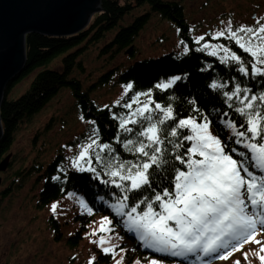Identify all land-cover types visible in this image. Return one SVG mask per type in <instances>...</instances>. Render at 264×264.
Masks as SVG:
<instances>
[{"label": "snow or ice", "instance_id": "obj_1", "mask_svg": "<svg viewBox=\"0 0 264 264\" xmlns=\"http://www.w3.org/2000/svg\"><path fill=\"white\" fill-rule=\"evenodd\" d=\"M178 46L185 56L195 51L216 58L230 70L227 79L212 77L202 92L179 105L168 101L179 99L175 91L191 82L188 73L154 85L161 92L173 90L165 102L153 97L152 88L135 91L131 81L122 86V96L100 109H109L115 135L102 139L103 126L82 113L79 119L90 125L83 140L63 145L69 151L75 147L66 157L70 168L103 185L104 195L89 201L78 191H61L82 214L93 215L97 203L107 208L109 215L92 221L98 226L85 235H98L90 242L114 259L126 253L110 243L112 235L123 239L115 232L119 225L140 247L159 254L146 264H213L245 244L256 248L242 251L243 259L232 264H252L250 256L264 264V236L257 238L264 233V17L237 26L229 18ZM210 69L215 70L207 63L201 71ZM115 107L124 111H112ZM57 173L53 181L70 179L67 168L58 167ZM61 207L54 201L49 211L56 217L63 214ZM95 260L91 256L88 264ZM123 261L121 255L115 264Z\"/></svg>", "mask_w": 264, "mask_h": 264}, {"label": "trees", "instance_id": "obj_2", "mask_svg": "<svg viewBox=\"0 0 264 264\" xmlns=\"http://www.w3.org/2000/svg\"><path fill=\"white\" fill-rule=\"evenodd\" d=\"M138 9L142 10L140 15L134 17L129 24L122 25L114 32V29L124 21L127 16H132ZM160 16L162 20L175 22L180 27V35L186 42L193 41L194 30L189 27L185 7L181 0H101V12L95 14L88 27L82 31L70 36H47L41 34H28L26 36V62L22 74L14 81L5 91L3 102L0 106V119L3 126V135L0 139V162L4 159L16 138V135L24 127L31 124L35 118L46 108L62 91H69L73 96V108L78 117L83 113L88 118L97 119L98 124L102 125L101 138L110 139L115 135L116 128L114 122L110 120L108 115L109 109H101L103 104L98 103L93 97V93L100 88L122 87L128 82H133L134 90L144 92L149 88L153 90V97L161 102L168 101L169 96L173 94V90L167 93L161 92L154 88V85L166 79L171 75L188 73L191 82H185V86L175 91V96L179 99H173L175 105L183 103L184 98L191 94H196L203 91V86L210 82L212 77L227 79L230 70L224 65H220L216 58L208 57L204 53L191 52L187 56L183 53L168 52L156 57H145L134 60L137 54L135 40L140 36L146 25L153 17ZM191 29V31H189ZM208 39V37H206ZM220 42L226 43L221 40ZM133 46L131 52L126 53L127 64L121 61L119 64L107 68L100 74L95 75L92 70L87 69V53L89 50L97 49V54L107 66L114 63V60L122 51H127ZM190 47L195 48V44H190ZM233 50H237L233 46ZM238 54H241L238 51ZM247 57V54H243ZM250 59V57H248ZM59 59L61 65L59 68L51 67V63ZM207 63H212L214 71H201L206 67ZM37 72L31 82V85L21 96L15 99H9L8 94L11 90L33 72ZM130 92L128 95H132ZM125 100L127 97L124 98ZM145 99L144 97L140 98ZM113 101L107 105L112 106ZM123 103V101H122ZM187 105L184 108L187 109ZM219 107V105H217ZM115 112L124 111L120 107L111 109ZM51 116L47 120L42 129H38V134H44L49 131L55 124H64L65 118ZM90 128V125L85 123L83 128L78 131L76 136H71L65 144H73L83 140L85 133ZM62 144H58L56 153L51 160L41 162L37 159L30 161V166H25L14 173V179H19V183H14L11 180L9 186L3 185L0 187V197L5 198L15 190L23 187L27 178L32 175L39 174L38 179L42 180V185L37 194L36 207L39 210L50 207L52 202L66 200L65 192L78 191L85 195V198L92 201L97 195H104V186L92 181L87 173H78L72 169H68L70 179L64 182H57L51 179L57 175V168L61 167L65 161V151ZM44 150L43 148L40 151ZM50 150H46L49 152ZM123 152V149H121ZM125 158L130 159L128 153H123ZM14 160V157L10 159ZM11 165L7 167L9 170ZM65 168V167H61ZM70 168V167H68ZM14 183V184H13ZM108 199V197H105ZM77 207L78 204L75 203ZM98 210L94 211L91 219H95L97 215H109V211L105 206L97 203ZM61 207L58 211L63 214L54 217L48 211V223L51 230L55 234V238L61 237L62 227L64 225L62 218L65 213ZM75 220H82L80 226L76 228L74 233L66 236L65 240L69 245L80 246V239L84 238L83 229L87 225L85 221L89 218L82 214L79 210L73 209L69 212ZM111 218V217H110ZM90 219V218H89ZM115 224V221H114ZM119 226V225H116ZM122 232H126L121 228ZM62 232V238L64 236ZM264 233H258L261 235ZM257 235V236H258ZM65 237V236H64ZM130 237L134 238L130 233ZM136 248V254L143 255L140 252V247L137 243L133 244ZM96 260L94 264H111V258L98 250L95 253ZM88 254H91L88 250ZM238 258V257H237ZM239 258L243 259L240 255ZM194 258H190L192 260ZM252 264H259L258 259L250 257ZM190 262H185L189 264Z\"/></svg>", "mask_w": 264, "mask_h": 264}, {"label": "rangeland", "instance_id": "obj_3", "mask_svg": "<svg viewBox=\"0 0 264 264\" xmlns=\"http://www.w3.org/2000/svg\"><path fill=\"white\" fill-rule=\"evenodd\" d=\"M184 4L188 25L194 30L193 40L195 36L210 33L214 31L221 21H227L231 18L233 25L240 24L251 25L254 23V18L264 17V0H181ZM142 13L141 9L134 12L132 16H127L124 21L114 29L118 30L122 25L129 24L134 17ZM179 29V32L177 31ZM180 27L170 19L162 20L160 16L153 17L146 25L140 36L136 38L135 45L137 54L134 60L145 57H156L168 52L182 53L178 46V41L181 40ZM220 42V41H219ZM97 49L89 50L86 56L87 69L92 70L95 75L100 74L107 68H111L121 61L127 64L125 51H122L114 60V63L107 66L100 56L97 54ZM61 62L59 59L51 63V67L59 68ZM37 72H33L27 77H24L9 93V99H15L21 96L31 85V82ZM123 94V87L100 88L93 93V97L98 103L107 105L109 102H114ZM73 96L69 91H62L44 110L35 118V120L18 132L14 143L5 159L14 157L12 167L0 173V177L4 188L9 186L11 180L14 183H19L20 180L14 179V173L19 169L28 168L30 161L37 159L41 162L51 160L54 153L57 152V145L62 144L65 153V161L61 167H70L69 160L66 157H71L75 151H69L63 145L70 139L71 136H76L78 131L85 126L79 117L74 114ZM51 116L65 118L64 124L57 123L53 128L44 134H38L37 130L42 129L44 123ZM43 148L44 150L40 151ZM50 150L46 152V150ZM5 156V155H4ZM39 174H35L26 179L23 187L15 190L5 198L0 197V264H88L90 256L96 252L97 245L91 243V240H96L94 236L84 235L80 239L81 243L76 248V245H69L63 240H55L53 231L48 223L49 209L39 210L36 207L37 194L40 191L42 180L38 179ZM13 183V184H14ZM75 201L66 198L61 203L65 213H69L75 208ZM98 217L99 222L102 216ZM63 230L64 236H70L76 228L80 226L82 220H75L71 215H64ZM88 229H83V232L89 233L98 224H93L92 221H86ZM117 233V232H116ZM119 237L120 234L118 233ZM264 236V235H263ZM262 236L258 237L261 238ZM110 243L121 244L122 241L116 235L111 236ZM67 246H66V245ZM130 253L126 249V253H117L112 264L124 256L123 264H133V261L140 259L142 264H146V260L152 256H143L135 254L131 262L128 263L132 253L131 244L127 243ZM123 247V246H122ZM124 248V247H123ZM250 248H256V245L250 244L245 249L233 253L228 260H222L213 264H232V260L237 259L242 251H247ZM242 256V255H241ZM251 257V256H250ZM241 259V258H239ZM242 260V259H241Z\"/></svg>", "mask_w": 264, "mask_h": 264}, {"label": "water", "instance_id": "obj_4", "mask_svg": "<svg viewBox=\"0 0 264 264\" xmlns=\"http://www.w3.org/2000/svg\"><path fill=\"white\" fill-rule=\"evenodd\" d=\"M99 12L101 0H0V106L24 70L28 34L74 35Z\"/></svg>", "mask_w": 264, "mask_h": 264}]
</instances>
